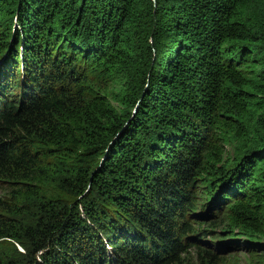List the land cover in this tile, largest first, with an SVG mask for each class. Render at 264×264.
I'll return each instance as SVG.
<instances>
[{"label":"trees","instance_id":"16d2710c","mask_svg":"<svg viewBox=\"0 0 264 264\" xmlns=\"http://www.w3.org/2000/svg\"><path fill=\"white\" fill-rule=\"evenodd\" d=\"M0 82L18 264H264V0H0Z\"/></svg>","mask_w":264,"mask_h":264},{"label":"rangeland","instance_id":"374dc122","mask_svg":"<svg viewBox=\"0 0 264 264\" xmlns=\"http://www.w3.org/2000/svg\"><path fill=\"white\" fill-rule=\"evenodd\" d=\"M147 44V45H146ZM146 50L153 52L155 51L153 49L152 46H154V44L151 41L146 42ZM143 67V65H141L139 68ZM130 71V70H129ZM131 76V75H130ZM11 79V78H10ZM8 79V82L9 80ZM139 82V73H136L135 71L132 72V77L130 82H128V90L125 92V96H130L132 93H134L133 89L134 87L138 84ZM1 83V82H0ZM106 83H102L101 81H97V87H103ZM4 88L6 89V86H4ZM1 95V94H0ZM8 99V97L6 98V100ZM3 100H0V102H2ZM16 104V103H15ZM239 149H244L242 147L237 148L234 146L231 147H227L226 148V154L228 157L231 158L232 154L236 151H238ZM198 186H196L194 188V190H197L198 193L200 192H206L208 193V198L207 196H204V199L202 201L196 200V203L194 204V207L196 206V215L197 217L201 218L207 215L206 209H205V204L207 202V200L210 198L209 197V193L210 191L213 189L211 186L208 187V191L207 188H205V186H202L201 182H199L198 184H196ZM197 199V197H196ZM24 218V217H22ZM0 264H18L20 261L21 262H25L26 257L28 256L29 252L31 251L30 246L27 245V242L25 240H22L21 238H19V240L15 241L13 239L11 240H6V241H0ZM215 242H217L218 245V249L221 252V249H224L223 246H227L228 244L231 243V241H229L228 239H224L223 241L220 240H215ZM228 248L224 249L227 250ZM233 249V248H230ZM38 254V253H37ZM234 255L236 256V260L235 262L239 263V264H249L250 262L253 263L254 260L257 258L258 254H256L254 251L246 249L245 247L239 248L237 251L234 252ZM8 260H13V262L8 261Z\"/></svg>","mask_w":264,"mask_h":264}]
</instances>
